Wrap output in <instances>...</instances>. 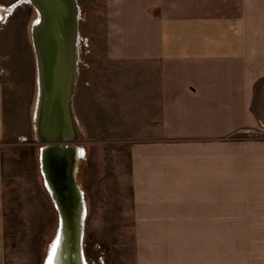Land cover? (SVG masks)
I'll list each match as a JSON object with an SVG mask.
<instances>
[{
    "label": "rangeland",
    "instance_id": "rangeland-1",
    "mask_svg": "<svg viewBox=\"0 0 264 264\" xmlns=\"http://www.w3.org/2000/svg\"><path fill=\"white\" fill-rule=\"evenodd\" d=\"M108 4L74 0L75 60L66 122L57 125L56 135L44 128L40 137L46 99L38 49L41 16L30 0H0L2 264H48L50 256L52 264H264V178L226 179L232 193L220 230L184 222L134 224L132 155L143 153L145 143L165 139L159 138L153 106L137 113L143 102L141 85L132 78L141 69L137 61L108 59V45L116 54L122 47L106 27ZM141 93L148 91L142 87ZM139 117L158 131L139 129ZM247 128H236L227 138L264 139L256 128L238 132ZM151 135L154 139H145ZM144 163L143 157L137 167ZM57 174L66 180L57 183Z\"/></svg>",
    "mask_w": 264,
    "mask_h": 264
},
{
    "label": "crops",
    "instance_id": "crops-1",
    "mask_svg": "<svg viewBox=\"0 0 264 264\" xmlns=\"http://www.w3.org/2000/svg\"><path fill=\"white\" fill-rule=\"evenodd\" d=\"M108 2V33L122 42L117 54L108 45V59L137 61L141 69L132 78L143 98L137 113L153 106L165 139L132 155L131 218L137 226L184 222L219 229L232 193L226 179L264 178V139L227 138L239 127L264 132V0ZM151 124L142 117L136 123L139 129ZM4 131L0 91V264Z\"/></svg>",
    "mask_w": 264,
    "mask_h": 264
},
{
    "label": "water",
    "instance_id": "water-1",
    "mask_svg": "<svg viewBox=\"0 0 264 264\" xmlns=\"http://www.w3.org/2000/svg\"><path fill=\"white\" fill-rule=\"evenodd\" d=\"M30 1L43 19V33L38 35L46 84V99L42 105L45 109L42 108L38 130L43 137L44 128L47 134L56 135L54 130H57V125L66 122L74 68L75 6L74 0ZM45 114L46 117L48 114L47 121H44Z\"/></svg>",
    "mask_w": 264,
    "mask_h": 264
},
{
    "label": "bare ground",
    "instance_id": "bare-ground-1",
    "mask_svg": "<svg viewBox=\"0 0 264 264\" xmlns=\"http://www.w3.org/2000/svg\"><path fill=\"white\" fill-rule=\"evenodd\" d=\"M41 19H42V16H41ZM43 23V19L40 21V23H39V27H38V34L40 33H43V30H42V24ZM75 53V47H73V54ZM73 59L75 60V57H73ZM73 72H74V68H73ZM72 78H73V73H72ZM44 99H45V97H44ZM46 101V100H45ZM47 117H48V114H47ZM47 117H46V114H45V118H46V120L44 119V121H47ZM38 130L40 131V128L38 127ZM57 176V183H60V182H64L65 180H66V177L65 176H61V175H59V174H57L56 175ZM60 264V263H59ZM61 264H62V262H61ZM64 264H70V263H67L66 261H65V263Z\"/></svg>",
    "mask_w": 264,
    "mask_h": 264
},
{
    "label": "snow or ice",
    "instance_id": "snow-or-ice-1",
    "mask_svg": "<svg viewBox=\"0 0 264 264\" xmlns=\"http://www.w3.org/2000/svg\"><path fill=\"white\" fill-rule=\"evenodd\" d=\"M81 155H83V151L81 150ZM59 238H57V242L52 245V253L55 254L56 247L58 246ZM48 264H52V257H49Z\"/></svg>",
    "mask_w": 264,
    "mask_h": 264
},
{
    "label": "built area",
    "instance_id": "built-area-1",
    "mask_svg": "<svg viewBox=\"0 0 264 264\" xmlns=\"http://www.w3.org/2000/svg\"><path fill=\"white\" fill-rule=\"evenodd\" d=\"M239 133H243V134H246V133H251V132H253V129H251V128H247V129H241V130H239L238 131Z\"/></svg>",
    "mask_w": 264,
    "mask_h": 264
}]
</instances>
